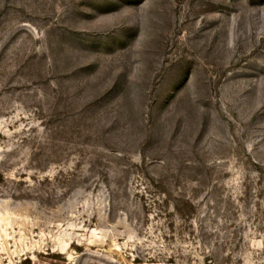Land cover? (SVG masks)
I'll return each instance as SVG.
<instances>
[{
	"label": "rangeland",
	"instance_id": "rangeland-1",
	"mask_svg": "<svg viewBox=\"0 0 264 264\" xmlns=\"http://www.w3.org/2000/svg\"><path fill=\"white\" fill-rule=\"evenodd\" d=\"M0 264H264V0H0Z\"/></svg>",
	"mask_w": 264,
	"mask_h": 264
}]
</instances>
